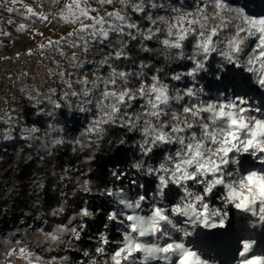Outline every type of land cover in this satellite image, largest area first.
<instances>
[{
	"label": "clouds",
	"instance_id": "1",
	"mask_svg": "<svg viewBox=\"0 0 264 264\" xmlns=\"http://www.w3.org/2000/svg\"><path fill=\"white\" fill-rule=\"evenodd\" d=\"M127 2L146 11L142 20L148 21L149 30L153 17L162 21L157 31L151 32L155 47H150L142 39L137 45L138 54L147 52L155 59H139L137 62L132 54L126 53L127 60L136 64L135 68H127L128 75L136 73L137 78L142 79L148 75L146 68H154L150 79L156 77L157 85L163 87L155 98L142 96L135 88L121 90L119 84L110 87L115 78L111 67L106 73L102 72L108 56L104 55L105 49L99 47L100 41L95 49L92 48L90 59L87 56L81 59L78 52L72 53L75 60L71 59L72 55L67 56L60 48L62 41L69 48L82 51L77 45L90 47L91 40L95 39L76 29L69 32L68 37L79 36L78 40L62 37L55 43V50L67 67L56 60V69H48V74L57 76L63 85L59 100L52 95L53 91L57 92L56 87H49L46 93H42L38 87L24 86L20 92L33 102L39 114L51 118L49 124L57 129H64V122L73 125L85 115L88 128L95 119L105 116L113 121V126L139 134V138L132 142L139 159L130 165L137 174L131 186L94 191L89 180L86 187L80 186V191L90 195L111 197L108 199L111 206L108 214L118 225L115 231L125 238L113 243L126 246L125 253L118 258L124 264H246L249 260L252 264H264V250H258L255 238L241 239L238 250L230 255L225 254L221 243L213 244L208 251L189 243V238L194 237L197 230L224 228L231 210L236 211L235 220L246 224L250 232L264 231V105L257 97L236 94L231 89L225 92L220 88H206L207 80L220 81L228 67L234 66L244 74H251L249 83L264 93V84L260 82L264 79V55L258 39L264 33H257L255 28L242 29L241 19L232 11L245 7L252 10L264 8V0H238V3L203 0L202 4L201 0H189L191 8L185 0L176 3L173 0ZM72 3L79 9V0L67 4ZM123 12L134 23L140 24L130 12ZM65 23L82 21L76 11H71L70 19ZM240 30H244L245 35H239ZM193 36L195 40L189 51L186 43ZM43 48L51 49V45H43ZM161 57L163 63L157 65L155 60ZM189 61L191 66L186 70L184 67L180 70L174 68V65H186ZM85 65H91V68H85ZM123 83L127 85L133 81L124 77ZM75 85H79V89ZM148 92L149 89L145 88V93ZM124 95L143 100L133 113L127 112L132 106L130 103L124 105L125 114L135 117L132 127L128 128L125 127L128 121L117 116ZM49 101H62L63 115ZM41 104L47 106L38 107ZM161 104L164 106L160 107ZM58 120L61 123H55ZM121 140L125 143L123 138L119 143ZM51 145L55 146L52 139ZM157 152L162 153L159 158L155 156ZM244 155L260 166H240ZM145 179L154 180L151 190L145 189ZM170 186L178 189L171 203L166 192V189L171 191ZM88 219H94L91 211ZM106 219L109 224L112 222ZM109 224H105V228ZM101 234L107 237L101 232L99 241ZM246 243L247 248L244 247ZM99 246L104 247L103 244ZM83 254L89 256L88 251ZM65 258L69 260L64 256L59 260L54 258L49 264H64ZM110 259L111 253L102 262L93 257L89 264H108ZM36 261L40 264V259Z\"/></svg>",
	"mask_w": 264,
	"mask_h": 264
},
{
	"label": "rangeland",
	"instance_id": "2",
	"mask_svg": "<svg viewBox=\"0 0 264 264\" xmlns=\"http://www.w3.org/2000/svg\"><path fill=\"white\" fill-rule=\"evenodd\" d=\"M71 0H18V2L13 5L11 0H0V33L7 32L9 35H0V161L4 159L7 155H12L13 158L16 157L17 152L20 148V143L23 144H32L33 142L39 141L41 143L38 151L47 154H50L56 146L51 145V139L54 137L62 136L64 138V143H68L72 151H77L80 149L79 145L72 143L73 140L80 137L81 132L86 129L88 125V117L85 115L82 119L76 120L73 125H68L64 122V132L62 133H51L46 136L45 133L48 132V125L51 122V118L45 117L38 113L36 107H33V102L28 100L27 97L20 92V88L24 86H33L38 87L40 91V85L32 78V68L31 66L35 61L41 62L43 66L48 68L56 69V64L54 61L59 60L61 63L67 67L63 57L60 56V53L55 50V41H60L62 37L68 39H77V37H68V33L72 32L74 29H77L80 25L65 23L59 18V12L63 10L64 5L70 3ZM177 0H173V3H176ZM232 3H238V0H230ZM185 3L188 6H191L189 0H185ZM89 4L93 8H97L100 15H104L106 12L113 10L114 7H119V5H100L97 0H89ZM31 7L36 13H44L48 19L40 20L37 16L28 17L26 7ZM7 7H14L18 11L13 13H8L6 11ZM246 11L254 16L264 15V8H258L255 10L245 7ZM91 15H96V13H90ZM132 18L140 22L141 26L147 27L148 21L142 20V16L131 14ZM28 17V18H26ZM11 20L12 23H8ZM84 23H90V21L85 20ZM25 25V28L17 32L16 28L19 25ZM52 41L51 49L42 48L41 45H49V42ZM139 43V42H138ZM253 44L255 41L252 42ZM149 46H156L153 42H147ZM60 48L64 51L67 56H71L73 52H78L81 59L92 58V53L84 54L79 49L69 48L66 43L61 42ZM94 49L96 46L93 47ZM190 51V44L188 46ZM108 49H105L107 51ZM99 58V57H97ZM161 64L163 63V58L160 59ZM122 68L127 67V63L122 60L117 62ZM156 63V62H155ZM160 65V63H158ZM191 63L187 62L186 65H174V68L180 70L181 67H190ZM85 68H91V65H85ZM74 71V70H72ZM102 72L106 73L107 69H102ZM251 74H244L242 70H236L234 66H229L225 74L222 75L220 81L207 80L206 88L209 90L220 88L221 90L227 92L229 89L234 91L236 94L251 95L259 98L261 105H264V93H261L260 90L249 83ZM206 79V78H205ZM168 83H173L168 80ZM49 87H56L57 92L55 99L59 100L60 90L63 87L58 82V77L53 76ZM79 89V85H75ZM243 90V91H242ZM42 92V91H40ZM46 93V92H42ZM35 95V92H33ZM74 99V98H73ZM61 103H63L61 101ZM140 101L137 102L136 107L140 105ZM46 104H41L38 107H46ZM65 110L63 109V112ZM61 112V110H60ZM11 117V123H6L5 119ZM55 123H61V121H55ZM37 127L40 129V132L36 133V139L33 140H24L22 137L28 133L24 132L23 129ZM11 128L12 139L4 140L2 134ZM76 149V150H74ZM136 150V149H135ZM137 151V150H136ZM162 153L157 152L155 154L156 158ZM135 159H139V156L132 158L127 164L128 167L135 172L134 169L130 167L131 163ZM240 166L242 167H259L260 164L252 160L249 156L244 155L240 160ZM74 173V169L71 167H65L64 172L61 174L60 179L63 182L68 181ZM134 173L133 179H125V185L131 186L132 180L136 178ZM111 178L115 179L112 174ZM29 183V181H25ZM19 183V182H18ZM145 189L151 190L154 187V180L145 179L144 181ZM65 187V185H63ZM134 187V186H133ZM171 191L166 189L168 193L169 202H173V198L178 192V189L175 186H170ZM13 190V185L5 178V176H0V198L2 201L8 199ZM136 191H139L137 188ZM146 194V192H145ZM62 199L64 194H62ZM11 209L4 207L2 214L8 217L10 215ZM235 210H231L229 215L230 219L226 223L232 221L236 222V227H247L243 222H237L235 220ZM233 217V218H232ZM91 220V219H85ZM118 227V225L115 223ZM47 222L45 219L41 218L39 214H34L29 216V219H22L18 217L15 222H8L4 225L3 229L0 230V254L3 256V264H26V261L19 257H8L7 253L12 250H18L21 247H27L26 239L36 240L39 238H45ZM236 228V230H237ZM219 229V228H218ZM218 229L212 230H197L194 234V237L189 238V243L192 244L195 248L201 247V237L200 234L206 231H218ZM223 229V228H220ZM226 232V231H225ZM224 232V233H225ZM223 233V232H219ZM237 232L233 233L235 236ZM253 232H246L239 240L230 239L229 242L232 243L231 247L236 248V251L239 247V242L241 239L246 238V235L252 236ZM225 236L230 237V235L225 233ZM231 238V237H230ZM19 243H18V242ZM93 246L96 248L99 246V236L91 239ZM197 241V242H196ZM233 241H235L233 243ZM258 250H264V245ZM28 248V247H27ZM29 249V248H28ZM231 250V249H230ZM31 251V250H30ZM35 256H38L36 253L31 251ZM95 256L98 261H103L107 258V253L103 256H98L95 253ZM40 257V256H39ZM55 257L49 259H43L40 257V264H49L52 262ZM91 258L85 257L83 264H89ZM55 260H58L55 258ZM32 264H38V262L33 259Z\"/></svg>",
	"mask_w": 264,
	"mask_h": 264
},
{
	"label": "trees",
	"instance_id": "3",
	"mask_svg": "<svg viewBox=\"0 0 264 264\" xmlns=\"http://www.w3.org/2000/svg\"><path fill=\"white\" fill-rule=\"evenodd\" d=\"M138 44V41L129 40L127 49L137 62L139 59H155L148 53L138 54ZM125 62L127 67H136L131 61ZM155 62L157 65L161 64L160 60ZM31 68V76L40 85V91L47 92L53 78L48 74L49 68L39 61H35ZM153 73L154 68H151L146 79L150 80ZM165 82L168 83V80ZM106 127L104 137L96 145L89 144L87 148L72 151L68 143H62L47 154L38 151L41 146L39 141L32 144L20 143L15 158L10 154L2 159L0 176L4 175L13 185V192L5 201L0 198V230L8 222H15L18 217L24 220L29 219L31 215L39 214L47 222L46 231L52 232L57 225H68L69 220L76 216L80 207H87L94 211V219L81 220L77 217L70 225L78 229L81 223L84 225L78 240L69 233L62 237L63 243L58 244L45 238L26 239L27 247L43 259L55 257L59 260L67 256L69 260L64 264H83L85 257L96 258L91 239L105 232L110 240L109 245L106 246V253H112L117 247L113 241L121 239V236L115 231L116 222L109 224L106 219L111 210L108 204L110 198L82 192L80 186L87 179L92 182L94 191L107 187H124L125 179H133L135 173L127 164L136 156L132 142L139 138V134L127 133L125 129L116 126ZM122 138L125 140L124 144L119 143ZM65 167H71L74 173L63 184L60 176ZM113 171L123 174L120 180L111 178ZM62 194H64L63 199ZM61 206L64 211L59 215H52V212ZM4 207L11 209L8 217L2 214ZM105 224H109V227L105 228ZM85 251L89 252V256H84ZM3 258L0 254V264H3Z\"/></svg>",
	"mask_w": 264,
	"mask_h": 264
},
{
	"label": "snow or ice",
	"instance_id": "4",
	"mask_svg": "<svg viewBox=\"0 0 264 264\" xmlns=\"http://www.w3.org/2000/svg\"><path fill=\"white\" fill-rule=\"evenodd\" d=\"M18 2V0H11V3L15 5ZM55 2V0H54ZM203 3V0H201V4ZM99 4L103 5H119V7H114L113 10L106 12L104 15H100L97 8H93L89 4V0L87 3L84 2V0H79V9L76 8V4L72 3L71 5L65 4L63 10L59 12V18L63 20L64 22H67L70 19V12L76 11L79 14V19L82 21V23H79V27L76 29L77 32L80 33H88L89 37H94L95 39L91 40V46H85V45H77V47L82 49V52L84 54H88L92 51V48L96 46L97 41H100L99 47L103 49H108L105 51L104 55L108 56V62L105 64L103 69L109 70V67L113 69V77L115 78V83L111 85L110 87L114 88L116 84H119L121 86V90H123L125 87L128 89L135 88L138 90L141 95H150V98H155L157 93H160L163 91L162 86H158L156 81L157 78L153 77L152 79H146V76L141 78H137L136 73H133L131 75L127 74V69H124V71H121V68L117 62H120L122 60L128 61L126 53H128V41H138L140 43V40H144V42L147 44V42H150L153 39V36L151 35V32L157 31V29L161 26L162 21L155 20V17H153V23L152 28L149 30V26L144 27L140 24L134 23L132 20H130L126 15H124L123 10H127V12H130L131 14L135 15H146V11L141 10L139 5L136 7H132L130 3L127 2V0H100ZM26 7V11L28 13V17L31 16H37L40 20L44 21L47 20L48 17L44 13H36L31 7ZM192 5L190 6V8ZM6 11L8 13H13L18 11V9L14 7H7ZM237 14V17L241 19L242 21V29L244 27L247 28H255L257 33H264V15L260 16H254L246 11L245 8H238L233 9ZM90 13H96V15H91ZM26 17V18H28ZM85 20L90 21V23H84ZM8 23H12L11 20L8 21ZM149 25V23H148ZM118 26V28H117ZM25 28V25L21 24L17 26L16 31L20 32ZM148 30V31H146ZM229 31H233V29L229 28ZM142 33V35L138 36L137 33ZM161 34V33H158ZM0 35H9L7 32H2ZM71 35V34H69ZM239 35L243 36L245 35L244 30L239 31ZM62 39V38H61ZM77 39H79V36H77ZM215 39V37H214ZM258 39L260 41V50L262 51V55H264V35H259ZM195 40V37H190L189 40L186 43V47L189 46L192 47V42ZM253 42V41H252ZM53 42L50 41L49 45H51ZM56 43V41H55ZM43 48V45H41ZM147 53V52H145ZM62 54V53H61ZM215 55V53H213ZM72 60L76 59L75 54L71 57ZM99 59V58H98ZM191 63V61H189ZM151 68H146L145 71H150ZM127 77L129 80L133 81V83H129L125 85L123 83V78ZM261 84H264V79L260 80ZM86 83V82H85ZM71 85H69V88ZM145 88L149 89L148 93H145ZM52 95L55 96L56 93L53 91ZM73 96L75 93L72 94ZM121 100L123 102L122 106L120 107L117 116H123V119L125 121H128V124L125 126L126 128L132 127V119L135 117H129L125 114V107L124 105L131 104L132 106L127 108L128 113H133L136 110L137 102L140 101L143 103L142 99H136L132 98L130 95H124L121 97ZM49 103L52 104L53 107L56 109L61 110V115H63V108L61 103H54L52 101H49ZM141 104V103H140ZM164 105L161 104L160 107H163ZM93 115L96 116V112H93ZM115 119V118H114ZM163 119H167V117H164ZM6 123H11V117H7L5 119ZM116 123H120L119 119H115ZM144 123V120L141 119V124ZM113 126V121L109 120L105 116H100L97 119H95L91 126L86 128L83 132H81L80 137L76 138L72 141L75 145H79L80 149L89 147V144L96 145L99 140H101L104 135L106 134L107 127ZM165 131H168L167 128L164 129ZM24 132L28 133L27 135L23 136L22 138L24 140H33L37 137L35 136L36 133L40 132V129L37 127H31V128H25L23 129ZM62 133L64 132V129H57L52 124L48 125V132L45 133L46 136L50 135L51 133ZM2 138L4 140H11L12 134H11V128L6 130L2 134ZM163 139V137H161ZM53 143L55 146L61 145L64 143V138L62 136L54 137L52 138ZM124 141L121 140L120 144H123ZM144 147H147L145 144ZM76 150V149H74ZM91 158V157H90ZM112 176L117 179H121V173L114 171L112 173ZM119 179V180H120ZM87 179L82 182V185L85 187L87 186ZM111 198V197H109ZM64 211L63 206L60 208L54 210L52 212V215H59ZM91 211V213L94 214L93 210H89L87 207H80L77 211L76 216L72 218V220H69L68 225H57L56 228L52 232H46L45 233V239L51 241L52 243H60L62 241V237L65 234H71L75 239L80 238V231L83 229L84 225L81 223L79 229L77 227H71L73 220H76L77 217H79L81 220H85L88 218V213ZM107 218L109 220H112V222H115V220L112 219L110 214H107ZM223 225H221L222 227ZM125 239L124 237H121V240ZM18 242V241H17ZM110 240L107 237H105L103 234H101L99 244H103L104 247L97 246L95 248V253L98 256H103L104 251L106 250V246L109 245ZM245 248L249 247V245L246 243L244 245ZM126 250V246H117L116 249L111 253V259L108 261V264H124V261L121 259H118L121 257ZM131 254V253H129ZM136 255H139V252L136 253ZM8 257H19L26 261V264H32L33 259L37 260L40 259V257L35 256L34 254L27 248V247H21L18 250H12L7 253ZM66 261V258H65ZM246 264H252V261L249 260L246 262Z\"/></svg>",
	"mask_w": 264,
	"mask_h": 264
},
{
	"label": "bare ground",
	"instance_id": "5",
	"mask_svg": "<svg viewBox=\"0 0 264 264\" xmlns=\"http://www.w3.org/2000/svg\"><path fill=\"white\" fill-rule=\"evenodd\" d=\"M235 216H236V213H235ZM236 228H237L236 222L232 221L230 223H226L223 229L219 228L217 232L216 231L202 232L200 234V237L202 240L201 247H203V250L205 251V250H210L212 245L215 243H221V244L225 245L226 241L229 242L230 239H234L237 236H242L243 233H246L248 231L247 227H240V228H237V230H236ZM219 232H223V233H219ZM224 232L226 234L228 233L231 238L225 236ZM235 232H237V234H235V236H234L233 233H235Z\"/></svg>",
	"mask_w": 264,
	"mask_h": 264
}]
</instances>
